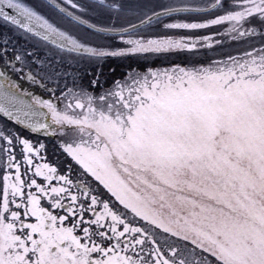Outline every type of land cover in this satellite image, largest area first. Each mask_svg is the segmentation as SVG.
Returning <instances> with one entry per match:
<instances>
[{
	"label": "snow or ice",
	"instance_id": "6c2138e0",
	"mask_svg": "<svg viewBox=\"0 0 264 264\" xmlns=\"http://www.w3.org/2000/svg\"><path fill=\"white\" fill-rule=\"evenodd\" d=\"M0 264H264V0H0Z\"/></svg>",
	"mask_w": 264,
	"mask_h": 264
},
{
	"label": "flooded vegetation",
	"instance_id": "af4514ba",
	"mask_svg": "<svg viewBox=\"0 0 264 264\" xmlns=\"http://www.w3.org/2000/svg\"><path fill=\"white\" fill-rule=\"evenodd\" d=\"M107 63L110 66V68L116 69L115 75L117 78L120 76L122 72L126 70V62H121L119 60H109ZM110 68L106 67L105 70L110 71Z\"/></svg>",
	"mask_w": 264,
	"mask_h": 264
}]
</instances>
